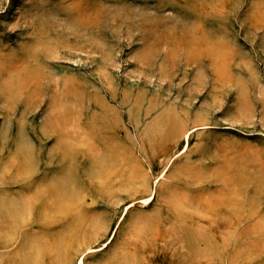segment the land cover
Returning a JSON list of instances; mask_svg holds the SVG:
<instances>
[{
    "label": "rangeland",
    "instance_id": "obj_1",
    "mask_svg": "<svg viewBox=\"0 0 264 264\" xmlns=\"http://www.w3.org/2000/svg\"><path fill=\"white\" fill-rule=\"evenodd\" d=\"M25 263L264 264V0H0Z\"/></svg>",
    "mask_w": 264,
    "mask_h": 264
},
{
    "label": "bare ground",
    "instance_id": "obj_2",
    "mask_svg": "<svg viewBox=\"0 0 264 264\" xmlns=\"http://www.w3.org/2000/svg\"><path fill=\"white\" fill-rule=\"evenodd\" d=\"M189 134V133H188ZM187 136V134H185ZM27 201V200H26ZM57 209V208H56ZM62 210V209H61ZM13 213V212H12ZM40 246V245H39ZM39 246H37L36 250L39 248ZM40 250V249H39ZM66 257V256H65ZM26 264V263H25Z\"/></svg>",
    "mask_w": 264,
    "mask_h": 264
}]
</instances>
